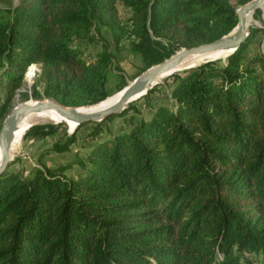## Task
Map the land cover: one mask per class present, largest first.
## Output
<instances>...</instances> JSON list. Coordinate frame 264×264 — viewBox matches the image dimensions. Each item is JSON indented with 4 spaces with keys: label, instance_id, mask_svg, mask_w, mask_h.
Segmentation results:
<instances>
[{
    "label": "trees",
    "instance_id": "16d2710c",
    "mask_svg": "<svg viewBox=\"0 0 264 264\" xmlns=\"http://www.w3.org/2000/svg\"><path fill=\"white\" fill-rule=\"evenodd\" d=\"M246 1L0 0V113L34 63L33 98L89 106L120 91L126 77L95 27H107L116 46L127 41L144 69L230 31ZM258 28L223 64L175 75L171 105L135 118L129 104L96 121L84 156L42 159L68 151L75 128L28 169L1 172L0 264H252L250 252L264 264V54L245 53ZM78 38L100 42L94 59ZM115 116L128 122L112 131ZM58 127L34 123L24 137Z\"/></svg>",
    "mask_w": 264,
    "mask_h": 264
},
{
    "label": "rangeland",
    "instance_id": "374dc122",
    "mask_svg": "<svg viewBox=\"0 0 264 264\" xmlns=\"http://www.w3.org/2000/svg\"><path fill=\"white\" fill-rule=\"evenodd\" d=\"M119 10L122 15H126L127 13L126 9L124 10L123 7H120ZM252 27H259L258 32L255 36V40L247 47L245 53L247 56L250 54H254L256 52H262L264 54V8L258 7L253 11L252 21L249 23L248 29L250 30V28ZM93 34L94 35L99 34V36L109 41L110 49L115 55V61L122 68L127 83L130 82L135 76L140 74L144 69L148 67L147 66L146 68L142 69L144 62L140 54L133 51L129 47L127 41H123L120 43L119 46H116L113 37L110 33V30L107 27L105 26L95 27L93 28ZM73 44L78 45L80 48H82L84 56L89 60L94 59L101 49L100 42L95 40L92 41L88 38L74 39ZM226 58L219 60H214V59L212 60L218 64H223L226 61ZM202 62H199L197 64H200ZM34 64L35 65L32 64L33 66L32 65L30 66L31 68L28 66L30 69L27 68L28 71L26 72L27 74L29 71H33L34 74L32 78L29 79L25 75L24 82L20 88V91L17 93L18 95L16 94V96L14 97L11 108L18 101L48 98V97H41V98L32 97V87H33L34 77L36 72L39 70L38 65L36 63ZM36 68H38L37 71L35 70ZM187 68L189 67H185L182 70L174 71L175 73L172 72L166 75L161 80L156 81L149 88H147V90L143 94L127 102L125 106L126 109L127 106H129V104L134 105V108L128 107L127 114H133L135 118H139V117L148 118L157 105L159 104L171 105L172 99L170 98L169 93L174 83L175 75L183 73V71ZM114 82L115 81L113 80L111 83H109V85L114 86ZM4 84H5V76L0 73V103L4 98V90H5ZM117 92L115 91V93ZM24 93H26V96ZM115 93L113 92V94ZM5 116L6 115L3 116V114L0 113V126ZM96 121L92 120L82 123L80 125L77 124L74 128H70L64 121L54 122L50 120H45V121L33 122L32 124L54 122L57 123L59 127L55 134L47 135L39 139L24 137L23 135V137L20 139L18 143L16 151L11 155L8 170H17L19 168L25 170L28 169L30 165L35 164L36 159L39 153L42 152V150H44L47 146H50L53 141L57 139H62L65 134L72 133L75 130V128L77 133L76 134L77 139L75 142L71 144L70 149L68 151H64L61 153L49 152L46 153L42 157V159L44 162L50 165H54L60 161H65L69 158H73L75 156V152H79V155L84 156L88 152L90 146L94 143V140L87 137V133L94 127ZM127 122L128 121H126V119H123V116H115L107 121V125L112 131H115L118 130V128L121 125L127 124ZM102 135L108 136L107 131L105 130L102 131L100 133V136ZM78 169L79 166L75 165L74 167L68 169L67 172L72 173L74 170H78ZM249 256L254 259L252 264H259L258 262L260 260L259 254L250 252Z\"/></svg>",
    "mask_w": 264,
    "mask_h": 264
},
{
    "label": "water",
    "instance_id": "95a60500",
    "mask_svg": "<svg viewBox=\"0 0 264 264\" xmlns=\"http://www.w3.org/2000/svg\"><path fill=\"white\" fill-rule=\"evenodd\" d=\"M262 2H264V0H248L240 4L236 9L238 17L237 22L230 31L209 42L190 47H181L161 61L149 65L120 89L122 90V93L116 100L103 107L83 112L77 110V107L80 105H64L50 97L35 99V101L32 99L18 101L3 118L0 126V173L8 168L11 159L10 147L14 137V131L27 113L31 111H39L47 107H54L63 117L73 120L77 125L92 120L99 121L111 113L121 112L134 94L143 90L146 91L159 74L173 68L182 61L186 55L221 48H232L231 52L236 50L249 33L247 13L253 12L256 8L261 7ZM35 70L37 71L38 68ZM30 125H32V123Z\"/></svg>",
    "mask_w": 264,
    "mask_h": 264
},
{
    "label": "bare ground",
    "instance_id": "6f19581e",
    "mask_svg": "<svg viewBox=\"0 0 264 264\" xmlns=\"http://www.w3.org/2000/svg\"><path fill=\"white\" fill-rule=\"evenodd\" d=\"M261 7L264 8V2L261 3ZM252 15H253V12L247 13V21L249 23L252 21L251 20ZM231 51H232V48H228V49L221 48V49H216V50H212V51H204V52H197V53L188 54L182 59V61H180L173 68L159 74L156 77V79L153 81L152 84H154L156 81L161 80L166 75H168L174 71L182 70L187 66L195 65V64L202 62V61H205V60L224 59V58H226V56ZM33 74H34L33 71H29L26 74V76H27V78L30 79V78H32ZM144 92H145V90L134 94L130 98V100L137 98L138 96H140ZM121 93H122V90H120L119 92L107 97L105 100H103L102 102L97 103L95 105L80 106V107L78 106L77 110L83 111V112H88V111H92V110H95L97 108L103 107L106 104L116 100L120 96ZM45 120H50V121H54V122L64 121L70 128H74L76 125V123L73 120H69V119H66L65 117H63L57 111V109L54 107H47V108H44V109L39 110V111H31L23 117V119L20 121L17 129L14 131V137H13V140L11 142V147H10V155H12L16 151V148L18 146L20 139L23 137L25 131L28 129L30 124L33 122H37V121L39 122V121H45Z\"/></svg>",
    "mask_w": 264,
    "mask_h": 264
}]
</instances>
